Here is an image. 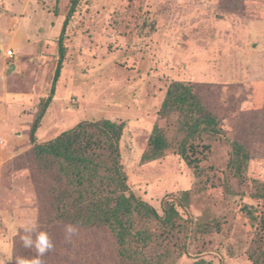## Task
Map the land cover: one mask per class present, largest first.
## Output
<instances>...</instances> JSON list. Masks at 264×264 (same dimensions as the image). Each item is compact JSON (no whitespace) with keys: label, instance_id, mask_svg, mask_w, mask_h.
Listing matches in <instances>:
<instances>
[{"label":"rangeland","instance_id":"obj_1","mask_svg":"<svg viewBox=\"0 0 264 264\" xmlns=\"http://www.w3.org/2000/svg\"><path fill=\"white\" fill-rule=\"evenodd\" d=\"M69 1L0 0V256L13 257L21 225L37 222L52 202L43 199L49 175L32 155L29 129L50 94ZM63 42L65 57L36 141L83 121L123 122L118 152L129 190L159 215L166 202L174 204L186 226L163 240L158 223L140 221L157 235L146 250L169 248L166 264H252L249 249L264 216V201L256 198L264 187V0H78ZM7 50L14 56L6 57ZM175 80L195 85L223 129L198 141L210 147L198 148L196 170L173 148L143 159L155 124L170 141L181 137L182 113L158 115ZM228 140L249 154L241 182L228 168ZM81 238L88 260L113 264L107 234ZM96 246L107 251L99 255Z\"/></svg>","mask_w":264,"mask_h":264},{"label":"trees","instance_id":"obj_2","mask_svg":"<svg viewBox=\"0 0 264 264\" xmlns=\"http://www.w3.org/2000/svg\"><path fill=\"white\" fill-rule=\"evenodd\" d=\"M77 2L69 1L68 11L61 22L56 39L57 64L50 94L41 101L29 129L32 155L38 163H42L40 168L49 175L44 177L45 183L49 184V194L43 195V199H52V202H45L47 207L40 209L37 220L40 229L48 232L55 243L54 251L43 258L44 264H93L88 260L90 255L83 253V246L79 244L83 239L81 236L93 233H104L112 239L114 252L108 261L113 264H166L164 255L170 249L165 248L163 254L154 252L155 249L148 252L146 247L152 244L157 235L147 227L138 226L139 222L158 223V235L163 240L184 232L186 226L174 204L166 202L162 215H159L154 207L129 190L118 152L123 122L108 118L95 122L83 121L51 140L42 143L36 141V131L52 100L54 84L60 74L66 50L64 32ZM139 28L137 24L136 32ZM194 89L195 85L188 81L175 80L168 84L158 115L166 119L171 112L182 113L183 117L176 124L177 135L181 134V137L176 143L170 141L163 129L155 124L143 159L163 157L167 150L173 148L188 167L197 169L202 160L197 155L198 148L201 147L203 152L210 147L208 144L200 145L198 141L203 135L222 134L223 129L219 117L204 107ZM228 142L231 147L228 168L232 176L241 182L249 154L237 141ZM256 198L264 201V187L258 189ZM68 224L78 227V234L71 243L64 239V228ZM260 225V233H256L249 249L248 259L252 264H264V216ZM21 234L23 232L16 238L13 249V264H16V257L31 259L35 255L34 249L30 253L23 250ZM84 240L87 241V238ZM96 247L99 255L107 251Z\"/></svg>","mask_w":264,"mask_h":264},{"label":"clouds","instance_id":"obj_3","mask_svg":"<svg viewBox=\"0 0 264 264\" xmlns=\"http://www.w3.org/2000/svg\"><path fill=\"white\" fill-rule=\"evenodd\" d=\"M23 234L20 235V241L25 249L33 250L35 255L31 259L16 257V264H44V257L55 249V243L48 232L40 229L38 222L27 221L21 225ZM78 234V227L73 224L65 225L64 239L71 243L73 237ZM12 255L3 253L0 256V264H8L12 260Z\"/></svg>","mask_w":264,"mask_h":264},{"label":"built area","instance_id":"obj_4","mask_svg":"<svg viewBox=\"0 0 264 264\" xmlns=\"http://www.w3.org/2000/svg\"><path fill=\"white\" fill-rule=\"evenodd\" d=\"M5 56L11 58V57L14 56V53H13L12 50H7L6 53H5Z\"/></svg>","mask_w":264,"mask_h":264},{"label":"water","instance_id":"obj_5","mask_svg":"<svg viewBox=\"0 0 264 264\" xmlns=\"http://www.w3.org/2000/svg\"><path fill=\"white\" fill-rule=\"evenodd\" d=\"M13 68H14V66L13 65H10V70L13 69Z\"/></svg>","mask_w":264,"mask_h":264}]
</instances>
